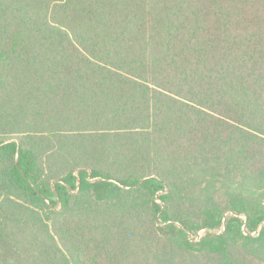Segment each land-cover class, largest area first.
Returning a JSON list of instances; mask_svg holds the SVG:
<instances>
[{
  "label": "trees",
  "instance_id": "1",
  "mask_svg": "<svg viewBox=\"0 0 264 264\" xmlns=\"http://www.w3.org/2000/svg\"><path fill=\"white\" fill-rule=\"evenodd\" d=\"M0 264H264V0H0Z\"/></svg>",
  "mask_w": 264,
  "mask_h": 264
},
{
  "label": "rangeland",
  "instance_id": "2",
  "mask_svg": "<svg viewBox=\"0 0 264 264\" xmlns=\"http://www.w3.org/2000/svg\"><path fill=\"white\" fill-rule=\"evenodd\" d=\"M199 235H201V233H199Z\"/></svg>",
  "mask_w": 264,
  "mask_h": 264
}]
</instances>
